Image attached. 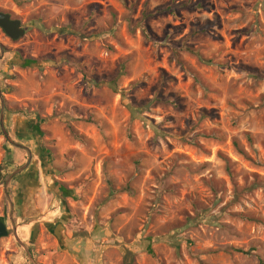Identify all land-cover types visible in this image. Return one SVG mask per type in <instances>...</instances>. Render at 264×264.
I'll return each instance as SVG.
<instances>
[{"label": "rangeland", "instance_id": "obj_1", "mask_svg": "<svg viewBox=\"0 0 264 264\" xmlns=\"http://www.w3.org/2000/svg\"><path fill=\"white\" fill-rule=\"evenodd\" d=\"M0 10V264H264V0Z\"/></svg>", "mask_w": 264, "mask_h": 264}, {"label": "water", "instance_id": "obj_2", "mask_svg": "<svg viewBox=\"0 0 264 264\" xmlns=\"http://www.w3.org/2000/svg\"><path fill=\"white\" fill-rule=\"evenodd\" d=\"M0 27L4 32L12 39H19L25 34V29L22 26V21L17 18H12L10 13L0 11ZM59 227H63L58 224L55 229L56 235L61 238ZM8 228L5 219L0 216V239L8 235Z\"/></svg>", "mask_w": 264, "mask_h": 264}, {"label": "flooded vegetation", "instance_id": "obj_3", "mask_svg": "<svg viewBox=\"0 0 264 264\" xmlns=\"http://www.w3.org/2000/svg\"><path fill=\"white\" fill-rule=\"evenodd\" d=\"M0 11H3V10H0ZM3 12H7V11H3ZM7 13H10V12H7ZM11 14V13H10ZM11 17L12 18H14L13 16H12V14H11ZM22 26L24 27V29H25V26H24V24H23V22H22ZM2 29V28H1ZM3 30V29H2ZM4 31V30H3ZM5 33V32H4ZM6 34V33H5ZM6 36H8L7 34H6ZM9 37V36H8ZM12 39V38H11ZM13 40H16V39H13ZM0 46L2 47V44H1V42H0ZM1 95V94H0ZM1 97V96H0ZM2 98V97H1ZM4 106H2L1 107V112H3V110H4ZM0 127H1V133H3V135L6 137V138H8V140H10V134L5 130V124H4V122L1 120V122H0ZM38 130V132H40V129H36V131ZM11 141V140H10ZM21 148H24V149H26L27 151H29V148H28V146L27 145H25V144H22V143H20V145H19ZM6 222V221H5ZM7 224V223H6ZM7 228H8V226H7ZM8 232H9V228H8ZM9 234V233H8ZM1 240V239H0Z\"/></svg>", "mask_w": 264, "mask_h": 264}, {"label": "trees", "instance_id": "obj_4", "mask_svg": "<svg viewBox=\"0 0 264 264\" xmlns=\"http://www.w3.org/2000/svg\"><path fill=\"white\" fill-rule=\"evenodd\" d=\"M166 10H171V8H170V7L162 8V9H160V12H163V11H166ZM32 62H34V61L31 60V59H25V60H24V64H25L26 66L30 65ZM109 82H110V81H109ZM111 84H113V82H111ZM76 136H77V137H80V136H78V135H76ZM235 145L238 147V143H237V142H235ZM61 190L63 191V193H64L65 195H68V194H69V191L66 190V188L64 187V185L61 186Z\"/></svg>", "mask_w": 264, "mask_h": 264}, {"label": "bare ground", "instance_id": "obj_5", "mask_svg": "<svg viewBox=\"0 0 264 264\" xmlns=\"http://www.w3.org/2000/svg\"><path fill=\"white\" fill-rule=\"evenodd\" d=\"M59 229H61V227H59Z\"/></svg>", "mask_w": 264, "mask_h": 264}]
</instances>
